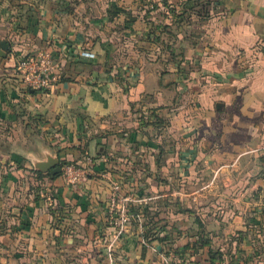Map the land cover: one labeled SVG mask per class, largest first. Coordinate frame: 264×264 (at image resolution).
<instances>
[{
  "label": "crops",
  "instance_id": "crops-1",
  "mask_svg": "<svg viewBox=\"0 0 264 264\" xmlns=\"http://www.w3.org/2000/svg\"><path fill=\"white\" fill-rule=\"evenodd\" d=\"M1 41L0 264H264V0H0ZM113 183L151 230L118 235Z\"/></svg>",
  "mask_w": 264,
  "mask_h": 264
},
{
  "label": "built area",
  "instance_id": "built-area-1",
  "mask_svg": "<svg viewBox=\"0 0 264 264\" xmlns=\"http://www.w3.org/2000/svg\"><path fill=\"white\" fill-rule=\"evenodd\" d=\"M159 1L164 2L165 0ZM17 70L27 88L39 91L53 86L58 78L55 74L52 56L46 51L21 58ZM94 162V159L88 156L85 161L62 164L64 183L74 187L82 185L87 180ZM148 200L124 193L119 183L112 184L108 212L111 224L116 228L118 235L129 233L133 226V217H135L132 209L137 205H145ZM166 259L169 264H200L195 263L191 258H182L173 250H168Z\"/></svg>",
  "mask_w": 264,
  "mask_h": 264
},
{
  "label": "trees",
  "instance_id": "trees-1",
  "mask_svg": "<svg viewBox=\"0 0 264 264\" xmlns=\"http://www.w3.org/2000/svg\"><path fill=\"white\" fill-rule=\"evenodd\" d=\"M165 1H167V0H165ZM73 162H79V161H73ZM64 163H68V162H64ZM150 210H151L150 206H147V207H144V208H142L141 206H139V207L135 206L132 209V212L136 215L135 216L136 218H139V216H143V214H144V217L149 218L148 219L149 220V223L147 224V229L148 230H151V227L150 226L152 224V216L151 215L149 216V214H148L150 212ZM135 217L133 218V223H134V219H136ZM146 235H147V238L151 237V234L150 233H148ZM220 262H221V264H225L222 259L220 260Z\"/></svg>",
  "mask_w": 264,
  "mask_h": 264
},
{
  "label": "water",
  "instance_id": "water-1",
  "mask_svg": "<svg viewBox=\"0 0 264 264\" xmlns=\"http://www.w3.org/2000/svg\"><path fill=\"white\" fill-rule=\"evenodd\" d=\"M10 49L9 43H7L6 41H1L0 42V57H6L7 56V52ZM54 165L53 162H50L49 166ZM57 171H62V167H58L54 172Z\"/></svg>",
  "mask_w": 264,
  "mask_h": 264
},
{
  "label": "rangeland",
  "instance_id": "rangeland-1",
  "mask_svg": "<svg viewBox=\"0 0 264 264\" xmlns=\"http://www.w3.org/2000/svg\"><path fill=\"white\" fill-rule=\"evenodd\" d=\"M214 183H215V180H212V181H211V186H212V184H214ZM199 190H200V189H199Z\"/></svg>",
  "mask_w": 264,
  "mask_h": 264
}]
</instances>
